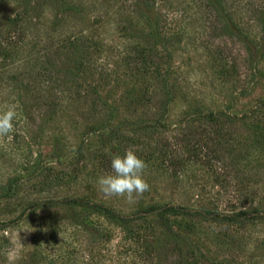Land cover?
<instances>
[{
    "label": "rangeland",
    "instance_id": "obj_1",
    "mask_svg": "<svg viewBox=\"0 0 264 264\" xmlns=\"http://www.w3.org/2000/svg\"><path fill=\"white\" fill-rule=\"evenodd\" d=\"M262 101L264 0H0V108L17 112L0 137V264H264ZM160 116L176 169L127 141L150 188L104 196L97 179L124 155L113 129ZM71 198L188 214L170 216L176 240Z\"/></svg>",
    "mask_w": 264,
    "mask_h": 264
},
{
    "label": "trees",
    "instance_id": "obj_2",
    "mask_svg": "<svg viewBox=\"0 0 264 264\" xmlns=\"http://www.w3.org/2000/svg\"><path fill=\"white\" fill-rule=\"evenodd\" d=\"M70 74H73L75 71L68 69ZM264 103V101H262ZM196 115L193 113L192 116ZM201 117L205 118L206 120H215L216 112L210 111L203 115V113H199ZM198 116V114H197ZM138 129H134L133 127L130 130V136L127 135L125 138L121 135V132H118L120 128L113 129V133L116 137L115 143V150H122L125 153V150L128 149L124 143L127 141L130 144L133 141H141L140 144L143 148L142 152H150L149 157H151L152 162H157L158 166L165 167L168 169H176L177 165L179 164V155L180 153L176 149L175 145H177V140L175 138H170L167 140L166 137H161L160 133L165 128L164 119L161 116L158 118L156 117L152 121H145L140 122L137 126ZM157 133V137L155 136V132ZM160 137L164 139L163 141L160 140ZM141 139V140H139ZM145 140V141H144ZM151 140H155V146L150 147ZM146 142V145L143 143ZM133 145V144H132ZM144 150V151H143ZM137 151V150H136ZM140 156V151H139ZM149 157H145L147 160ZM61 202L72 205L77 204L82 207H90L92 210L98 215H105L106 217L112 219L121 229L123 230H131L134 227L135 222L144 219L147 220L149 218H154V222L156 226L161 227L163 232L166 234V237H176V240L180 238L177 234H174V231L170 224V216L172 215H186L188 214V209L183 206H178L175 204L165 203V204H151L142 206L140 209L135 210L129 214H122L116 211L114 208L107 206L100 202H87L83 198H71V199H63ZM245 213L244 211H240L239 214Z\"/></svg>",
    "mask_w": 264,
    "mask_h": 264
},
{
    "label": "clouds",
    "instance_id": "obj_3",
    "mask_svg": "<svg viewBox=\"0 0 264 264\" xmlns=\"http://www.w3.org/2000/svg\"><path fill=\"white\" fill-rule=\"evenodd\" d=\"M16 116L14 105L0 108V137L13 132ZM110 167V173L97 179L98 190L104 196L124 198L132 203L149 190L150 186L144 179L147 164L136 155L133 148L126 149L124 155L113 154Z\"/></svg>",
    "mask_w": 264,
    "mask_h": 264
}]
</instances>
